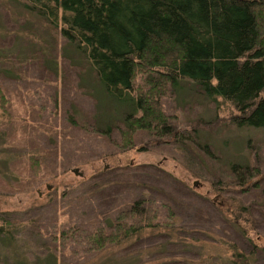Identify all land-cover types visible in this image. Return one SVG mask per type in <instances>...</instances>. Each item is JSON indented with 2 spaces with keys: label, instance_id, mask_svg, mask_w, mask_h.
I'll list each match as a JSON object with an SVG mask.
<instances>
[{
  "label": "rangeland",
  "instance_id": "rangeland-1",
  "mask_svg": "<svg viewBox=\"0 0 264 264\" xmlns=\"http://www.w3.org/2000/svg\"><path fill=\"white\" fill-rule=\"evenodd\" d=\"M0 83L9 92L8 110H0V216L19 224L10 240L0 236V264H77L73 243L50 235L109 227L133 202L170 212L177 222L167 218L168 230L144 233L94 264H196L194 242L217 238L245 255L258 239L248 264H264V134L233 127L218 99L188 82L168 87L160 101L176 142L140 133L121 156L110 140L118 143L132 106L106 94L57 31L6 0ZM29 159H41L36 172ZM245 169L257 171L256 187H237ZM234 206L246 209L247 235L223 215Z\"/></svg>",
  "mask_w": 264,
  "mask_h": 264
},
{
  "label": "trees",
  "instance_id": "trees-1",
  "mask_svg": "<svg viewBox=\"0 0 264 264\" xmlns=\"http://www.w3.org/2000/svg\"><path fill=\"white\" fill-rule=\"evenodd\" d=\"M6 1L17 2L57 31L83 57L102 90L132 106L124 128L118 130V143L110 140L121 150L119 155L131 149L133 137L140 133L165 137V144L176 142L178 132L171 130L160 100L178 82L193 84L210 101L218 99L227 107L233 127L264 134V0ZM8 94L0 83L1 111L8 110ZM109 133L106 129L102 136L108 138ZM39 160L29 159L32 171L38 170ZM245 171L246 176L236 175L237 187H256L257 171ZM142 204L133 202L117 212L109 227H71L55 231L50 238L60 244L73 243L72 252L81 254L77 264H94L100 254L144 233L168 230L167 218L177 222L170 212ZM245 212L234 206L223 215H229L247 235L252 229L241 217ZM18 225L0 216V236L10 240ZM251 241L248 255L220 238L195 241L201 251L195 262L248 264V258L261 248L258 239Z\"/></svg>",
  "mask_w": 264,
  "mask_h": 264
},
{
  "label": "water",
  "instance_id": "water-1",
  "mask_svg": "<svg viewBox=\"0 0 264 264\" xmlns=\"http://www.w3.org/2000/svg\"><path fill=\"white\" fill-rule=\"evenodd\" d=\"M74 175H76V171H71Z\"/></svg>",
  "mask_w": 264,
  "mask_h": 264
}]
</instances>
